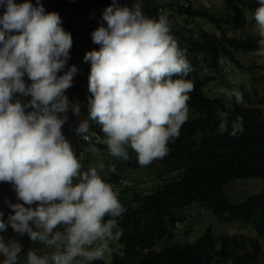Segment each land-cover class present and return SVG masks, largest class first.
<instances>
[{
    "label": "clouds",
    "instance_id": "9594fccd",
    "mask_svg": "<svg viewBox=\"0 0 264 264\" xmlns=\"http://www.w3.org/2000/svg\"><path fill=\"white\" fill-rule=\"evenodd\" d=\"M257 3L253 19L260 39L255 54L264 58V0ZM165 4L168 0L161 5ZM0 7L5 9L0 16V182L11 183L21 201L9 204L12 214L7 222L0 212V232L6 231L0 235V264H18L23 254L25 264H93L115 251L122 236L114 231L116 218L125 209L117 188L101 176L105 164L97 161L82 170L78 158L88 145L103 143L112 157L128 161L130 148L138 164L147 166L163 158L168 143L179 138L194 84L187 79L192 65L178 44L181 28L178 19H172L175 8L164 6L157 17H149L140 0L131 6L112 0L96 16L95 22L98 17L103 22L92 40L101 47L84 56L91 63V95L88 119H78L76 132L81 136L73 150L62 132L67 116L59 114L69 108L81 113L80 104L71 103L65 94L78 71L72 48V37L78 33L65 31L59 13L47 12L41 0L35 5L31 0L19 4L0 0ZM94 21L82 33H89ZM70 49L73 66L59 75ZM25 75L31 84H26ZM229 80L236 86L220 91L242 103L238 80ZM17 93L31 100L13 102ZM27 108L32 111L26 112ZM217 114L220 130L226 131L228 113ZM89 120L100 125L102 140L88 134ZM243 131V117H237L230 135ZM92 151L98 149L93 146ZM109 171L114 172L115 166ZM9 226L19 239L27 234L41 247L22 252L19 240L6 242Z\"/></svg>",
    "mask_w": 264,
    "mask_h": 264
},
{
    "label": "trees",
    "instance_id": "16d2710c",
    "mask_svg": "<svg viewBox=\"0 0 264 264\" xmlns=\"http://www.w3.org/2000/svg\"><path fill=\"white\" fill-rule=\"evenodd\" d=\"M187 5H161L148 0L149 17H157L161 8H175L172 19L185 20L189 25L181 29L179 47L187 54L192 71L187 77L194 84L187 101L189 112L187 122L180 129V136L168 143L167 154L153 160L147 166H140L136 158L129 156L123 164L127 172L132 169L150 168L161 165L163 173H177L178 176L153 187L148 193H133L123 205L125 212L116 218L122 236L111 253L112 261L98 260L93 264H260L264 252V192L247 199L240 205H232L225 194V186L230 182L246 179H264V95L259 104L249 96L248 102L238 103L235 96L228 104L224 98L208 97L201 94L204 82L214 80L202 72L203 61L213 70L220 68L223 59L240 64L238 55L256 52L260 37L245 35L249 27V13L254 10L252 0H236L232 16L227 19L216 13L195 8L192 1ZM103 12L101 13L102 18ZM103 22L99 19V22ZM197 21H205L214 27V33L204 30ZM103 25L106 27L105 21ZM194 25H197L195 29ZM181 28V26L179 25ZM74 62L77 65L72 86L66 90L71 103H79L80 108H88L89 75L91 63L84 56L100 45L93 43L89 33H78L72 37ZM83 50L86 52L83 54ZM77 60L80 62L77 63ZM263 66L260 62L253 68ZM178 78V77H174ZM264 80V75L262 77ZM256 93V91H255ZM256 95H258L256 93ZM218 110L227 112V130H220ZM195 115V116H194ZM243 117L244 131L230 135L232 122ZM92 133L104 137L100 125L92 128ZM92 133H88L92 135ZM83 144L82 146H84ZM124 173H113L109 182L121 184ZM195 203L214 212L221 222L243 221L251 224L258 238L244 235L215 236L211 229L193 243H177L156 250L158 241L171 235L176 220L175 211L186 209ZM174 213V214H173ZM109 217H105L107 220ZM23 251L36 247L27 234L20 236Z\"/></svg>",
    "mask_w": 264,
    "mask_h": 264
},
{
    "label": "rangeland",
    "instance_id": "374dc122",
    "mask_svg": "<svg viewBox=\"0 0 264 264\" xmlns=\"http://www.w3.org/2000/svg\"><path fill=\"white\" fill-rule=\"evenodd\" d=\"M156 3L164 4L165 0H153ZM192 1L195 8L199 10L209 11L211 13H216L221 15L224 18H231L232 16V7L235 6L236 0H190ZM136 0H124L122 5L131 6L132 3H135ZM142 3L143 11L145 15L150 10V5H148V0H140ZM169 5H178L182 4L183 0H168ZM186 3V0H184ZM254 10L249 13V27L245 35H253L259 37L258 33L255 31V21L253 19V13L255 9L259 6L257 0H252ZM95 22V21H94ZM178 23L181 26V32L187 37L188 34L184 32L183 29L187 28L185 20L178 19ZM102 23L98 20L90 28L89 34L92 35L93 31L96 30ZM204 30L214 33V27L205 21H198V24ZM197 25H194L197 29ZM83 54L86 52L82 51ZM253 53L240 54L238 58L240 59V64L229 62L226 59H223L218 70H213L208 62L203 61L202 72L206 73L207 76H213L214 80L204 82L201 89V94L208 97H217L224 98L228 104L232 103V97H229L226 92L220 91V89L231 90L234 85L230 82L229 77L238 80L239 91L243 97V104L248 102V97L250 96L253 99L255 104H259L260 97L264 95V80L262 79L264 75V62H260L263 66L258 68H253L252 65L258 63V61H264V58H261ZM228 61V62H227ZM80 60H77V63ZM73 65L77 66L74 62ZM72 65V66H73ZM246 88L249 93V96H246L244 89ZM258 95H256V93ZM264 110V106H262ZM87 107L81 108V113L77 118L81 120L88 119L86 115ZM195 116V115H194ZM188 117H193V113L189 112ZM90 124V133H92V128L95 126V122L89 120ZM93 138L96 135H91ZM103 139L97 135V138ZM98 149V151L93 152L92 147ZM129 156L136 158V154L129 148ZM82 164V170H87L88 167L97 161H102L105 164V169L101 173L103 179L108 182V177L113 173H124V179L119 185L109 183L113 188H117L118 198L122 205H125L131 198L132 194L143 192L148 193L153 187L165 184V182H171L172 179L178 176L177 173H163V167L161 165H154L150 168L142 169H132L127 172L124 165L127 161L119 160L112 157L108 151L106 145L103 143H97L88 145L83 154L78 158ZM115 166V171H109V166ZM225 194L227 199L232 205H240L247 201L248 198L260 195L264 192V179H246V180H237V182H230L225 186ZM175 224L171 229V235H169L164 240L158 241L156 243L155 249L161 250L166 246H171L177 243H193L196 239L201 238L208 229H211L215 236L222 235H244L248 238H258L257 231L251 224H247L243 221L238 222H221L220 218L214 212L206 210L201 204L195 203L194 205L183 209L181 211H175ZM173 213V214H174ZM120 230L117 226V229L114 231ZM5 241L7 242L10 239L19 240V235L9 226L7 234L5 235ZM264 246V240H262ZM113 248L116 246V241L111 245ZM41 246L36 247L39 249ZM104 259L106 261H111V253H106ZM26 254L20 255L18 258V264H25ZM212 264H221L220 261H215ZM260 264H264V252L261 254Z\"/></svg>",
    "mask_w": 264,
    "mask_h": 264
},
{
    "label": "water",
    "instance_id": "95a60500",
    "mask_svg": "<svg viewBox=\"0 0 264 264\" xmlns=\"http://www.w3.org/2000/svg\"><path fill=\"white\" fill-rule=\"evenodd\" d=\"M124 0H119V3L122 4ZM16 3H23L24 0H15ZM31 2L35 5L36 0H31ZM44 8L47 12L55 11L59 13L62 18V27L65 31L70 32L71 35L75 33H82L88 30V28L92 25L93 21L96 19V16L101 12V10L110 5L112 0H41ZM4 8L0 7V16L3 15ZM73 58V51L70 49V59L68 60L65 68L59 73V75H63L68 69L72 66L71 60ZM27 84H31V80L28 79L27 75L23 77ZM19 100L22 104H24V98H20V94L17 93L14 95L13 102ZM61 118L64 115L67 116V120L62 126V132L66 139L69 136L65 131L71 130V136L73 138L72 148L74 150V145L78 144V139L81 136L76 132L77 127L80 124V121L77 118V115L69 110L67 113L59 114ZM21 201L17 198V193L14 190V187L11 183L8 182H0V212H3V219L5 222L8 220V216L12 214V210L9 207V204L20 203ZM6 231L0 232V235L4 236Z\"/></svg>",
    "mask_w": 264,
    "mask_h": 264
},
{
    "label": "bare ground",
    "instance_id": "6f19581e",
    "mask_svg": "<svg viewBox=\"0 0 264 264\" xmlns=\"http://www.w3.org/2000/svg\"><path fill=\"white\" fill-rule=\"evenodd\" d=\"M228 62V61H227ZM68 63V62H67ZM27 84V83H26ZM20 98H24L25 100H24V104H27L30 100H31V97L30 96H23V95H21L20 94ZM28 111H32V109L31 108H27L26 109V112H28ZM63 130V129H62ZM64 131V130H63ZM66 132V134L69 136V138L67 139L69 142H70V144H72V141H73V138H72V136H71V130H67V131H65ZM76 147V145H74V148ZM222 264V263H221Z\"/></svg>",
    "mask_w": 264,
    "mask_h": 264
}]
</instances>
